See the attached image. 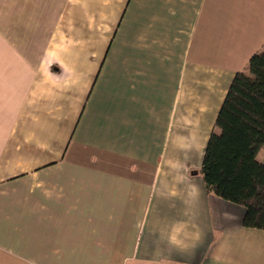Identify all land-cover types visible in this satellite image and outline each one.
<instances>
[{"label": "crops", "instance_id": "0c3cea01", "mask_svg": "<svg viewBox=\"0 0 264 264\" xmlns=\"http://www.w3.org/2000/svg\"><path fill=\"white\" fill-rule=\"evenodd\" d=\"M262 51L264 0H0V264H264V230L201 174ZM177 161L201 193L184 253L158 240Z\"/></svg>", "mask_w": 264, "mask_h": 264}, {"label": "trees", "instance_id": "16d2710c", "mask_svg": "<svg viewBox=\"0 0 264 264\" xmlns=\"http://www.w3.org/2000/svg\"><path fill=\"white\" fill-rule=\"evenodd\" d=\"M208 141L201 174L209 192L242 205L246 227L264 230V51L239 71Z\"/></svg>", "mask_w": 264, "mask_h": 264}, {"label": "clouds", "instance_id": "9594fccd", "mask_svg": "<svg viewBox=\"0 0 264 264\" xmlns=\"http://www.w3.org/2000/svg\"><path fill=\"white\" fill-rule=\"evenodd\" d=\"M171 169L172 186L165 192L159 193L168 198L180 197V186L184 185L186 181L187 187L184 196L181 199L183 209L180 218L173 219L170 223L165 224L158 230V240L164 245L177 252L184 253L189 250L197 249L202 240V233L200 225L197 223L198 211L197 205L200 202V189L196 184L191 183L188 177V169L179 161L169 164ZM143 229L144 225H139ZM159 254V249L157 250ZM219 259V257H214ZM157 264H166L165 261L160 260Z\"/></svg>", "mask_w": 264, "mask_h": 264}, {"label": "rangeland", "instance_id": "374dc122", "mask_svg": "<svg viewBox=\"0 0 264 264\" xmlns=\"http://www.w3.org/2000/svg\"><path fill=\"white\" fill-rule=\"evenodd\" d=\"M255 53H256V52H255ZM255 53H254V54H255Z\"/></svg>", "mask_w": 264, "mask_h": 264}]
</instances>
